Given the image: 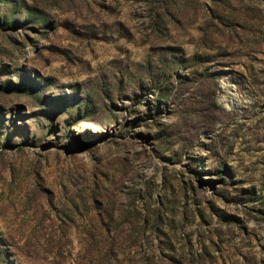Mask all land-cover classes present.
I'll return each mask as SVG.
<instances>
[{
  "label": "rangeland",
  "instance_id": "rangeland-1",
  "mask_svg": "<svg viewBox=\"0 0 264 264\" xmlns=\"http://www.w3.org/2000/svg\"><path fill=\"white\" fill-rule=\"evenodd\" d=\"M0 264H264V0H0Z\"/></svg>",
  "mask_w": 264,
  "mask_h": 264
}]
</instances>
